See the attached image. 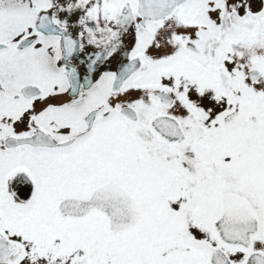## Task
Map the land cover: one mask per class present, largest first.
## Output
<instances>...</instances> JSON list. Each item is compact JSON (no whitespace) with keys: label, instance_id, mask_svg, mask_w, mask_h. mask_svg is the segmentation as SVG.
<instances>
[{"label":"snow or ice","instance_id":"1","mask_svg":"<svg viewBox=\"0 0 264 264\" xmlns=\"http://www.w3.org/2000/svg\"><path fill=\"white\" fill-rule=\"evenodd\" d=\"M0 264H264V0H0Z\"/></svg>","mask_w":264,"mask_h":264}]
</instances>
